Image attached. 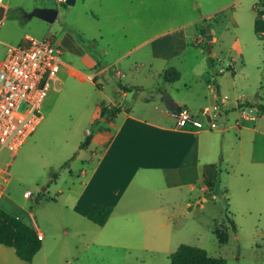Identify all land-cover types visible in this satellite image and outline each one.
<instances>
[{
    "label": "rangeland",
    "instance_id": "rangeland-1",
    "mask_svg": "<svg viewBox=\"0 0 264 264\" xmlns=\"http://www.w3.org/2000/svg\"><path fill=\"white\" fill-rule=\"evenodd\" d=\"M0 2L8 6L0 22V59L6 45L17 44L25 36L49 37L54 45L59 43L60 60L68 63H79L74 54L78 47L97 54L101 65L120 57L121 66L126 65L121 73L138 82L146 76L148 88L158 87L150 92L131 90L132 94H139L138 106L164 109L159 92L164 91L179 101L190 117L200 119L203 128H209L207 116L216 128H224L236 123L238 103L264 102V50L253 31L254 19L264 20V0H75L71 6L57 0ZM39 7L55 8L54 22L25 18L24 14ZM207 28L214 40L206 39ZM168 30H183L187 34V47L171 61L155 60L154 66L161 76L153 79L137 60L149 55V46L144 41ZM260 38H264V32ZM131 65L137 70L127 69ZM170 69L177 72V79L162 72ZM114 72L111 69L98 73L95 81L99 87L104 86L103 93L110 95L116 88ZM72 81L80 98L50 108L58 93L52 83L41 105L42 120L34 132L15 154L6 149L0 151V168L6 169L7 178L1 207L42 227H48L49 223L58 226L59 221L70 219L66 215L69 204L66 198L80 191L81 181L86 182L87 173L86 177L81 176L80 171H87L90 152L98 155L110 139L109 132L100 131L97 123L93 130L95 141L90 147L80 150L76 146L83 142L79 136L84 124L75 123L86 116L90 91L87 84ZM120 81L124 83L123 79ZM217 90L225 99L226 110L220 116L212 109L214 101L222 107ZM131 95L122 100L125 106L130 104ZM204 107L207 108L202 112ZM226 134L222 150L225 158L231 157V153L234 158L237 148L233 142L238 136L232 128ZM65 162L68 165L63 168ZM221 171L215 189L206 195L207 201L199 199L201 194L196 188L185 196L190 208L184 207L182 193L178 205L171 209L172 218L163 239L147 240L144 228L139 225L118 226L117 238L95 242L87 235V239L70 241V246L68 241L66 251L64 243L54 248L51 237H46L45 251L34 256L31 263L20 261L8 248L10 254H6L3 263L170 264V254L184 244L223 258L225 264H264V179H255L250 173L240 176L230 167ZM26 191L31 193L28 199L23 197ZM230 219L235 230L228 223Z\"/></svg>",
    "mask_w": 264,
    "mask_h": 264
},
{
    "label": "crops",
    "instance_id": "crops-1",
    "mask_svg": "<svg viewBox=\"0 0 264 264\" xmlns=\"http://www.w3.org/2000/svg\"><path fill=\"white\" fill-rule=\"evenodd\" d=\"M7 8L8 6L5 5L3 19ZM186 39L187 34L183 30H168L144 41L149 46V55L137 60L140 67L146 68L149 77L153 79L160 77L161 71L155 68L154 61L167 62L177 58L187 47ZM211 40L214 38L212 37ZM56 45L60 47L59 43ZM71 46L70 48L73 47ZM74 54L83 67L76 62L73 64L61 61L59 71L52 81L58 93L50 108L80 98V93L75 90L76 86L72 79L80 84H87L90 94L86 102V116L75 123V125L80 122L84 124L79 138L84 140L91 132L87 144L89 148L95 141L93 130L98 123L97 128L100 131H108L110 139L98 155L90 152L91 160L87 163V171H80L81 176L86 177L87 173L86 182L81 181L80 191H75L73 197L70 195L66 198L69 201L66 211L69 220L59 221L58 226L49 223L48 227L24 220L35 229L37 236H41V248L35 256L45 251L46 237H51L54 248L64 243V251H66L72 240L87 239L88 235L94 238L95 242H103L108 237H118V226L127 227L132 224L144 228V236L147 240H156L157 237L163 239L168 233L172 218L171 209L178 205L182 193L184 207L190 208L191 203L185 196L187 192H194L196 188L201 194L199 199L203 202L207 201L209 195H206L212 190L210 191L204 184V177L212 181L215 177L221 176L224 167H230L240 176L250 173L255 179H264V115H257L256 110L252 115L247 111L248 108L239 106L238 103L236 123L231 126L196 128L190 124H178L173 114L165 108L137 105L139 94H132L131 90L150 92L157 90L158 87L148 88L145 85L148 78L146 76L143 81L138 82L133 76L129 77L121 73L126 65L121 66L120 57L101 65L94 52L78 47L76 51L74 50ZM128 68L131 71L137 70L132 65ZM111 69L115 70L113 75L116 79V88H113L112 94L109 95L103 93L104 86L99 87L95 79L98 73H105ZM162 72L171 73L176 79L178 77L177 72L172 69ZM121 79L124 83L120 81ZM105 82L109 84L108 81ZM166 82L168 81L164 83ZM209 91L213 89L209 88ZM114 94L117 96L115 97ZM129 94H132L129 98L130 104L125 106L123 102ZM218 97L221 99L222 107L219 108L217 101H214L212 109L220 116L226 108L223 105L225 99L220 95ZM118 100L123 102L119 103ZM174 101L181 106L179 101L175 99ZM253 103L260 102L254 100ZM102 107H114L118 111L110 120L102 117L97 120L96 116H99ZM206 108L204 107L202 112ZM243 110L247 112V116L243 114ZM196 120L200 122V119L196 118ZM92 123L94 125L91 128ZM230 128L237 133L238 138L233 142L237 149L233 152L234 158L232 153L231 157L225 158L222 149L226 146L228 137L226 133ZM79 144L81 142L76 145L78 148ZM253 186L256 187L257 183H253ZM262 195L264 198V182ZM4 197L5 195L0 200V207ZM244 198L247 199L245 194ZM99 205L112 207V212L103 226H98L86 218V214ZM1 247L0 264H4L6 254H10L7 250L10 247L3 245Z\"/></svg>",
    "mask_w": 264,
    "mask_h": 264
},
{
    "label": "built area",
    "instance_id": "built-area-1",
    "mask_svg": "<svg viewBox=\"0 0 264 264\" xmlns=\"http://www.w3.org/2000/svg\"><path fill=\"white\" fill-rule=\"evenodd\" d=\"M64 2L65 0H57ZM60 48L49 37L25 36L19 43L6 45L0 61V151L15 154L42 120L41 105L59 71ZM243 114H247L243 110ZM178 124L201 128L202 124L181 108L173 114ZM207 124L216 126L210 117ZM6 169L0 168V200L4 196ZM31 193H23L30 198ZM41 240V236H37Z\"/></svg>",
    "mask_w": 264,
    "mask_h": 264
},
{
    "label": "trees",
    "instance_id": "trees-1",
    "mask_svg": "<svg viewBox=\"0 0 264 264\" xmlns=\"http://www.w3.org/2000/svg\"><path fill=\"white\" fill-rule=\"evenodd\" d=\"M253 31L256 37L262 42L264 50V38H260V33L264 32V20L260 18L254 19ZM213 64L212 61H210ZM234 72V71H233ZM233 74V73H232ZM94 82V80H93ZM161 101H163L164 91H159ZM245 108H252L256 110V114L264 115V102L251 103L244 102L239 104ZM117 108L102 107L99 112V116L110 120L116 112ZM94 123L91 124V128ZM91 132L85 136L83 142L79 145V148H84L90 141ZM68 165V162L63 164V168ZM217 178L210 181L204 177V184L211 191L214 190L217 183ZM112 212L111 206L99 205L94 207L86 214V218L92 223L103 226L109 215ZM229 214V213H228ZM228 223L235 230L233 221L230 219ZM221 243L225 240H220ZM0 245L10 247L13 249L15 256L22 262L31 263L35 254L41 248V242L37 238L35 229L24 220H21L16 215L0 207ZM170 264H225V260L219 257H212L207 252L198 247L189 245H179L177 249L169 256Z\"/></svg>",
    "mask_w": 264,
    "mask_h": 264
},
{
    "label": "water",
    "instance_id": "water-1",
    "mask_svg": "<svg viewBox=\"0 0 264 264\" xmlns=\"http://www.w3.org/2000/svg\"><path fill=\"white\" fill-rule=\"evenodd\" d=\"M64 2L66 5L71 6L75 3V0H65ZM4 13H5V5H3L0 2V22L3 20ZM24 16L27 19L35 17L47 23H52L54 22L57 16V10L55 8L39 7V8H34L30 13L24 14ZM206 39L208 41L212 39L208 28L206 29ZM219 95H220L219 91L217 90L216 96H219ZM163 105H164V108L171 114H177L181 110V106H179L167 93L163 94ZM247 111H249L252 115L255 114V109L248 108ZM209 119L210 117L207 116L208 121Z\"/></svg>",
    "mask_w": 264,
    "mask_h": 264
}]
</instances>
